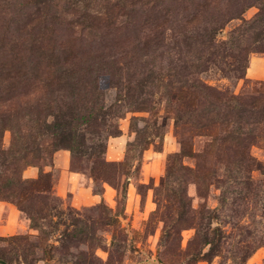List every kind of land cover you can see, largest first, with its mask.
Instances as JSON below:
<instances>
[{
    "label": "rangeland",
    "instance_id": "1",
    "mask_svg": "<svg viewBox=\"0 0 264 264\" xmlns=\"http://www.w3.org/2000/svg\"><path fill=\"white\" fill-rule=\"evenodd\" d=\"M0 258L264 264V0H0Z\"/></svg>",
    "mask_w": 264,
    "mask_h": 264
},
{
    "label": "water",
    "instance_id": "2",
    "mask_svg": "<svg viewBox=\"0 0 264 264\" xmlns=\"http://www.w3.org/2000/svg\"><path fill=\"white\" fill-rule=\"evenodd\" d=\"M0 264H8V262L5 261L4 259L0 258Z\"/></svg>",
    "mask_w": 264,
    "mask_h": 264
}]
</instances>
